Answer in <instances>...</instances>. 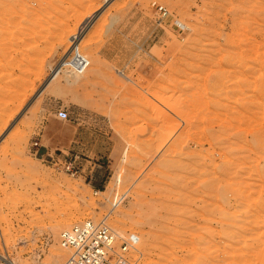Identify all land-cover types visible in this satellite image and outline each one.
Masks as SVG:
<instances>
[{"label": "rangeland", "instance_id": "obj_1", "mask_svg": "<svg viewBox=\"0 0 264 264\" xmlns=\"http://www.w3.org/2000/svg\"><path fill=\"white\" fill-rule=\"evenodd\" d=\"M86 219L138 264L264 263V0H0V253L70 264Z\"/></svg>", "mask_w": 264, "mask_h": 264}, {"label": "built area", "instance_id": "obj_2", "mask_svg": "<svg viewBox=\"0 0 264 264\" xmlns=\"http://www.w3.org/2000/svg\"><path fill=\"white\" fill-rule=\"evenodd\" d=\"M161 19L171 16L167 6L154 2ZM179 29L184 30L185 24L178 21ZM184 25V26H183ZM60 61L69 72L83 74L91 66V59L82 51L80 42L71 41L67 51ZM62 118L68 117V112L61 109L58 112ZM39 142H34L38 146ZM66 168L72 175L78 173L72 163ZM60 244L71 251L68 259L70 264H138L143 257L139 248L140 236L135 232H120L110 223L100 220L86 219L60 233ZM264 264V263H260Z\"/></svg>", "mask_w": 264, "mask_h": 264}, {"label": "bare ground", "instance_id": "obj_3", "mask_svg": "<svg viewBox=\"0 0 264 264\" xmlns=\"http://www.w3.org/2000/svg\"><path fill=\"white\" fill-rule=\"evenodd\" d=\"M10 3V2H9ZM9 5V4H8ZM91 20H92V18H91ZM89 22V19L88 20H86V22L84 23V25H86L87 23ZM81 32V30L75 35V36H73V39H72V41L73 40H75V43H79V42H81L80 41V39H78L79 38V36H80V33ZM81 44V43H80ZM64 70V67H63V64H62V62L60 61V63H58L57 64V66H55V68H54V70H53V72L50 74V76H49V78L47 79V81L44 83V85L41 87V91L44 89V88H46L54 79H56L60 74H61V72ZM75 74V73H74ZM73 76V75H72ZM39 90V91H40ZM40 91V92H41ZM65 249H67V248H65ZM0 258L1 259H3V260H5L8 264H19V263H17L15 260H13V259H11V258H8V257H6V256H4V254H2V253H0ZM68 263H69V261H68Z\"/></svg>", "mask_w": 264, "mask_h": 264}, {"label": "crops", "instance_id": "obj_4", "mask_svg": "<svg viewBox=\"0 0 264 264\" xmlns=\"http://www.w3.org/2000/svg\"><path fill=\"white\" fill-rule=\"evenodd\" d=\"M97 16V15H96ZM102 49V48H101ZM105 59L107 60V58L105 57ZM57 117L60 119V120H66V118H62L59 116V114H57Z\"/></svg>", "mask_w": 264, "mask_h": 264}, {"label": "water", "instance_id": "obj_5", "mask_svg": "<svg viewBox=\"0 0 264 264\" xmlns=\"http://www.w3.org/2000/svg\"><path fill=\"white\" fill-rule=\"evenodd\" d=\"M101 11H102V10H100L99 12H97L96 15L100 14ZM39 93H40V91H39ZM39 93H38V94H39Z\"/></svg>", "mask_w": 264, "mask_h": 264}]
</instances>
